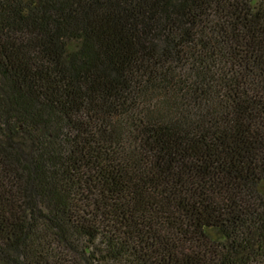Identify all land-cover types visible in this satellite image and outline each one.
Segmentation results:
<instances>
[{"label":"trees","instance_id":"1","mask_svg":"<svg viewBox=\"0 0 264 264\" xmlns=\"http://www.w3.org/2000/svg\"><path fill=\"white\" fill-rule=\"evenodd\" d=\"M0 264H264V0H0Z\"/></svg>","mask_w":264,"mask_h":264}]
</instances>
